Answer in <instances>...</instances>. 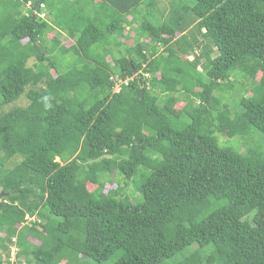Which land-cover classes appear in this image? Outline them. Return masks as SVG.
I'll list each match as a JSON object with an SVG mask.
<instances>
[{
    "label": "trees",
    "instance_id": "16d2710c",
    "mask_svg": "<svg viewBox=\"0 0 264 264\" xmlns=\"http://www.w3.org/2000/svg\"><path fill=\"white\" fill-rule=\"evenodd\" d=\"M167 5L0 0V264H264V0Z\"/></svg>",
    "mask_w": 264,
    "mask_h": 264
},
{
    "label": "rangeland",
    "instance_id": "374dc122",
    "mask_svg": "<svg viewBox=\"0 0 264 264\" xmlns=\"http://www.w3.org/2000/svg\"><path fill=\"white\" fill-rule=\"evenodd\" d=\"M159 6H168L169 0H158ZM129 21H132L131 18H129ZM131 27L126 26V30L122 34V36L119 38L120 43H122L123 47L119 48L120 50H123L124 47H129L135 44V40L133 39V31L130 29ZM52 37H56L60 41H62V45L65 47H68L72 44L70 39H68L65 34L59 33L58 31H54L51 33H48L46 36V45L50 46V39ZM145 41L144 39H142ZM114 54H117V49L114 47ZM189 59H192L190 57ZM107 61L112 64L110 57L107 58ZM52 74L55 73L52 71ZM234 75V74H233ZM231 78L233 89L229 88L227 84L224 85V90L219 91L218 95L223 97L224 103H227L232 111L233 114L239 113L242 111V108L239 106V102L243 97H246V95H250V89L255 86V82L257 81L259 74L257 78H255V82L248 81L247 79L241 78V77H234ZM244 85L245 88H242L241 86ZM244 89V90H243ZM119 88L115 87L114 92H118ZM244 91L246 95L244 94ZM182 103H178L176 105V113L179 114L180 108L182 107ZM215 137L217 139L218 145L221 147H230L234 149L235 151L242 152V150H249V149H255L259 151H264V136L260 133L251 130L247 135L245 136H231L230 129L226 130V133L224 135L216 133ZM104 182V192H107L109 190H113L117 187H121L123 189L124 196H127L133 203L139 202V195L135 191V184L137 183V179L134 178L131 181H124L119 175L112 174L107 175L102 178ZM85 187L88 191H93L96 189V185L92 182H88ZM1 237V236H0ZM31 240V239H30ZM32 241V240H31ZM34 242V241H33ZM37 243V242H35ZM38 244V243H37ZM11 247L10 252L12 251V254L10 255V260L13 262L14 253L16 250Z\"/></svg>",
    "mask_w": 264,
    "mask_h": 264
},
{
    "label": "built area",
    "instance_id": "2783aa9c",
    "mask_svg": "<svg viewBox=\"0 0 264 264\" xmlns=\"http://www.w3.org/2000/svg\"><path fill=\"white\" fill-rule=\"evenodd\" d=\"M117 87L119 88L118 85L116 86V88H117ZM13 240H14V239H13ZM13 249H15V247H13L12 250H13ZM15 250H16V249H15ZM15 252H16V251H15ZM15 252L13 251L14 254H15ZM11 254H12V251H11ZM11 254H10V255H11ZM14 257H15V255H14ZM14 257H13V260H14ZM11 260H12V259H11Z\"/></svg>",
    "mask_w": 264,
    "mask_h": 264
},
{
    "label": "clouds",
    "instance_id": "9594fccd",
    "mask_svg": "<svg viewBox=\"0 0 264 264\" xmlns=\"http://www.w3.org/2000/svg\"><path fill=\"white\" fill-rule=\"evenodd\" d=\"M45 99H47V98H45ZM48 105H46V107H47Z\"/></svg>",
    "mask_w": 264,
    "mask_h": 264
},
{
    "label": "water",
    "instance_id": "95a60500",
    "mask_svg": "<svg viewBox=\"0 0 264 264\" xmlns=\"http://www.w3.org/2000/svg\"><path fill=\"white\" fill-rule=\"evenodd\" d=\"M2 197V195H0V198Z\"/></svg>",
    "mask_w": 264,
    "mask_h": 264
}]
</instances>
